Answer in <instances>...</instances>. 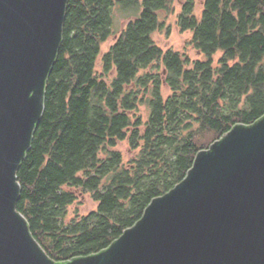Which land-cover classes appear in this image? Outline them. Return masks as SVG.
<instances>
[{
	"label": "trees",
	"instance_id": "trees-1",
	"mask_svg": "<svg viewBox=\"0 0 264 264\" xmlns=\"http://www.w3.org/2000/svg\"><path fill=\"white\" fill-rule=\"evenodd\" d=\"M202 3L199 13L198 0H69L45 112L18 172V211L56 262L108 248L184 180L199 151L264 116V0ZM177 5L202 60L154 41ZM117 6L131 16L119 34ZM84 194L97 209L69 219Z\"/></svg>",
	"mask_w": 264,
	"mask_h": 264
},
{
	"label": "water",
	"instance_id": "water-1",
	"mask_svg": "<svg viewBox=\"0 0 264 264\" xmlns=\"http://www.w3.org/2000/svg\"><path fill=\"white\" fill-rule=\"evenodd\" d=\"M69 0H0V264H264V116L197 153L108 248L56 262L18 211Z\"/></svg>",
	"mask_w": 264,
	"mask_h": 264
},
{
	"label": "rangeland",
	"instance_id": "rangeland-1",
	"mask_svg": "<svg viewBox=\"0 0 264 264\" xmlns=\"http://www.w3.org/2000/svg\"><path fill=\"white\" fill-rule=\"evenodd\" d=\"M198 2V12L200 13L203 9V3L202 0H198ZM179 12L180 6L177 5L174 14H161V20L165 22V26L153 35L155 43L165 51L174 50L181 53H187L193 60L204 59V56L191 46L190 41L192 33L180 31L177 25V14ZM114 16L113 30L116 34H119L126 27L131 16H129L128 13L121 11L118 6L114 10ZM117 36L112 37L102 46L103 54L106 53L115 43ZM221 56L222 54L218 53L215 56V60L217 61ZM98 69H101V59L98 63ZM118 149L123 152L126 160H129L134 156V153L129 149L126 143L119 144ZM97 207L98 203H96L89 194L80 195L77 204L71 206L69 209V219L75 217L76 214H79L80 216L88 215L90 212L96 210Z\"/></svg>",
	"mask_w": 264,
	"mask_h": 264
}]
</instances>
